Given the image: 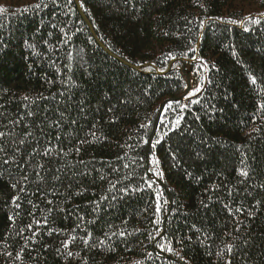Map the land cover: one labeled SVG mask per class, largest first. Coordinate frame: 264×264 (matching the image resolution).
I'll return each mask as SVG.
<instances>
[{
	"label": "trees",
	"instance_id": "1",
	"mask_svg": "<svg viewBox=\"0 0 264 264\" xmlns=\"http://www.w3.org/2000/svg\"><path fill=\"white\" fill-rule=\"evenodd\" d=\"M78 3L0 0V264H264V0Z\"/></svg>",
	"mask_w": 264,
	"mask_h": 264
},
{
	"label": "water",
	"instance_id": "2",
	"mask_svg": "<svg viewBox=\"0 0 264 264\" xmlns=\"http://www.w3.org/2000/svg\"><path fill=\"white\" fill-rule=\"evenodd\" d=\"M73 1H74V3H75V6L77 7V10H78V12H79V14H80L82 20L86 23L87 27H88L89 30H90L91 35L93 36V38L95 39V41L97 42V44H98L102 49H104L105 52L108 53L111 57L116 58L113 54L109 53V52L103 47V45L97 40V38H96V36H95V34H94L93 30H92L91 25L89 24V22L87 21V19L85 18V16H84L83 13H82V10L80 9V6H79V3H78V0H73ZM117 59H118V58H117ZM118 60H119L120 62H122V63H125L123 60H120V59H118ZM176 61H177V60H173V61L170 62L169 66H168V68H167V71L170 69V66H171L174 62H176ZM167 71H166V72H167ZM187 80H188V79H187ZM188 89H189V87H188ZM178 99H181V98L169 99V100H167V101H173V100H178ZM167 101H166V102H167ZM166 102H164V104H165ZM164 104L159 108L158 116H157V118H156V120H155V123H154L153 129H152V131H151L150 137H149L148 142H147V146H146V163H147V166H148V162H149V149H150L151 142H152V140H153V137H154V134H155V130H156V127H157V124H158V120H159V117H160L161 112H162V110H163V106H164ZM159 184H160L162 187H164L163 183H159ZM169 198H170V197H169ZM164 226H165V222H163V227H164Z\"/></svg>",
	"mask_w": 264,
	"mask_h": 264
},
{
	"label": "snow or ice",
	"instance_id": "3",
	"mask_svg": "<svg viewBox=\"0 0 264 264\" xmlns=\"http://www.w3.org/2000/svg\"><path fill=\"white\" fill-rule=\"evenodd\" d=\"M37 7H39V5H37ZM253 22L256 23V22H259V21H258V20H254ZM253 81H254V78H253ZM196 91H199V89H196ZM190 95H191V93H190ZM170 106H171V102H169V107H170ZM261 107H264V105H261ZM30 114H31V113H30ZM176 123L178 124V123H179V120H177ZM0 135H3V133H0ZM165 135H166V133H165ZM158 142H159V141H157V143H158ZM241 174H242V175H247V172H242ZM13 187H15V185H13ZM13 200L15 201L16 198L14 197ZM17 206H18V205H17ZM250 215H251V213H250ZM121 235H123V233H121ZM68 255L71 256L72 253L69 252Z\"/></svg>",
	"mask_w": 264,
	"mask_h": 264
},
{
	"label": "bare ground",
	"instance_id": "4",
	"mask_svg": "<svg viewBox=\"0 0 264 264\" xmlns=\"http://www.w3.org/2000/svg\"><path fill=\"white\" fill-rule=\"evenodd\" d=\"M187 81H188V87H189V80H187ZM188 87H187V90H186V92H185V95L187 94V92H188V90H189ZM180 98H181V97H180ZM166 101H167V100H166ZM166 101H165V102H166ZM167 102H169V101H167ZM167 102H166V103H167ZM166 103H165V104H166ZM163 104H164V103H163ZM163 104H162V105H163ZM165 104H164V105H165ZM162 105H161V106H162ZM161 106H160V107H161ZM163 107H164V106H163ZM161 113H162V112H161ZM159 118H160V117H159ZM158 121H159V120H158ZM157 125H158V124H157ZM153 126H154V125H153ZM152 129H153V128H152ZM156 129H157V127H156ZM155 131H156V130H155ZM148 164H149V162H148ZM155 180H156V179H155ZM159 183H162V182H159V181H158V184H159ZM163 185H164V184H163ZM163 188H165V185H164ZM169 199H170V198H169ZM163 222H165V219H164Z\"/></svg>",
	"mask_w": 264,
	"mask_h": 264
}]
</instances>
